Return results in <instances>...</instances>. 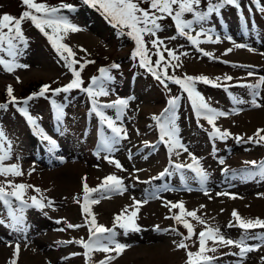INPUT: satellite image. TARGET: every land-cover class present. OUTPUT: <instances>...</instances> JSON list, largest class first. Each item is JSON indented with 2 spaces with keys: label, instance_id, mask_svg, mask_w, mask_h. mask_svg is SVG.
<instances>
[{
  "label": "rangeland",
  "instance_id": "rangeland-1",
  "mask_svg": "<svg viewBox=\"0 0 264 264\" xmlns=\"http://www.w3.org/2000/svg\"><path fill=\"white\" fill-rule=\"evenodd\" d=\"M36 2L53 7L83 3L82 0ZM207 3L208 0H201L197 11L206 12ZM239 4V7L229 5L204 21L193 24L192 35L200 31L202 26L212 36L211 42H206L207 38L201 36L198 46L179 35L171 17L158 21L162 30L158 31L157 36L164 41V45L176 50L177 54L186 53L180 55L179 67L168 68V75L179 78L185 75H203L221 85L217 87L198 81L195 87L211 107L228 113L215 121L217 127L232 134L225 140L210 138L212 125L202 117L198 120L187 93L179 85L166 80L165 87L145 69L139 72L135 66L131 68L130 63L139 66V57L134 58L132 55L136 49L135 41L122 33L114 35L108 28L110 25L107 19L110 18H106L102 9L99 8L104 15L90 5L88 8L82 6L66 13L65 17L69 22L80 30L64 34L61 42L75 52V59L79 63L74 67L80 70V65H84L81 71L83 87H87L91 77L99 74L98 70L104 67L109 68L113 80L107 85L110 95L99 97L100 103L134 97L129 100L121 119L117 121L118 125L126 129L127 138L121 139L111 152L103 148L101 132L103 130L104 135L110 136L111 131L106 124H100L99 118L91 112L88 95L79 89L56 95L48 92L45 96H38L37 102L30 100L28 103L33 104L25 106L44 134L55 141V145L42 139L18 110L17 105L21 104L6 103L7 108L0 109V129L4 131L7 141H11V159L5 161V164H18L24 174L9 175L7 178L0 176V182L7 179L16 184L32 185L41 191L36 193L33 188H29L26 198L35 195L44 198L45 203L51 200L53 204L43 211L36 208L25 210V233L13 232L0 225V264H12V261L15 264H100L106 256L114 257L109 264H186V250L177 248L174 242L183 238L178 233L187 236V230L182 223L166 218L179 213L178 208L169 211V207L165 206L167 201H182L187 211L196 210L197 216L205 221L201 224L192 217H185L193 225L195 233L192 239L185 241L189 245V251L198 250L197 235L207 227L219 228L225 237L233 240H239L242 235L251 237L264 234V229L261 228L245 232L238 226L228 227L230 221L236 223L232 217L234 209L242 218L264 220V179L259 176L248 178L246 170L256 169L244 163L264 161V142L238 143L235 139L236 136H241L247 140L257 129H264V106L253 107L250 103L252 90L240 86L255 84L264 76V12L260 11L264 7V0H242ZM140 6L147 9L149 4L142 2ZM26 10L28 9L22 0H0V15L10 14L19 18ZM187 15L192 14L185 13L183 19H194L193 15ZM21 29L27 43L17 42L18 54L15 59L5 58L7 53H0V56L27 67H15L9 72L0 64V102L5 98L7 84L10 83L14 86L13 95L18 98L26 94L25 89L29 85L47 84L55 89V86L62 88L74 79L65 61L30 19L22 22ZM171 37L176 38L170 39ZM144 39L148 41L151 37L145 35ZM236 44L247 47L237 48ZM147 46L152 49L153 56L158 58L155 55L156 49L150 43ZM229 48L232 51L225 55ZM200 49L212 56L203 55ZM164 55L167 59V52ZM113 63L119 67L111 68ZM249 72L253 75L249 76ZM225 76L233 79L225 80ZM217 77H220L219 81H216ZM226 85L228 91L224 89ZM258 91L260 95L257 100L264 105V85ZM232 96L246 103L235 104ZM27 97L29 95L24 99ZM172 97L180 98L176 109L179 138L189 152L200 158L202 167L208 173V179L203 185L188 170L185 171L183 182L179 172L153 179L169 167V153L167 146L160 142V130L152 117L168 107L167 102ZM52 100L63 107L64 115L59 121L56 119ZM104 111L107 116L116 118V109ZM106 156L119 161L123 170L118 169L114 163H109ZM221 158L224 159V164L219 163ZM172 159L176 162H192L188 153L182 149L180 156L177 158L173 155ZM67 173L70 174L66 177L67 181L61 182L59 178ZM113 174L122 178L127 190L123 194L107 193L106 198L93 194L99 199V203L90 205L91 211L98 224L112 228L114 217L125 206L133 204V197L139 201L147 200L139 206L135 218L140 231H128L125 234L124 229L117 227L116 240L127 247L119 254L115 251H93L89 254L90 259H86L85 250L79 244L61 242L81 237L87 240L88 228L67 229L64 221L74 225L85 222L82 214L84 178L89 187L96 188L105 177ZM233 195L236 198H232ZM13 203L19 206V202L14 199ZM3 216H6V209L0 202V217ZM58 219L62 223H55ZM61 228L65 230L60 231ZM173 228L176 229L175 232L172 231ZM17 243L20 250L14 255ZM247 243L259 247L247 253L243 264H264V241L249 239ZM213 246L211 240L207 241V247ZM235 252H239L236 247L217 246V251L206 254L215 257L212 264H236L238 256L225 255Z\"/></svg>",
  "mask_w": 264,
  "mask_h": 264
},
{
  "label": "snow or ice",
  "instance_id": "snow-or-ice-1",
  "mask_svg": "<svg viewBox=\"0 0 264 264\" xmlns=\"http://www.w3.org/2000/svg\"><path fill=\"white\" fill-rule=\"evenodd\" d=\"M142 2H147L149 7H141ZM22 3L26 6L28 10L22 12L19 18L14 17L10 14L0 15V53L6 52L9 57L15 59L18 54L17 42L23 41L27 43L23 36L21 29V24L25 19H30L31 22L38 28L49 40L52 47L61 56V59L65 61L66 66L72 72L74 79H72L67 85L62 88L52 89L50 85H42L38 93H32L29 97L23 101H19L17 97L13 95V88L9 85L7 86V96L9 97V102L13 104H27L28 101L32 100L36 96H45L46 93L51 92L53 95L59 94L60 92L68 93L72 89H79L85 92L91 101V112L99 118L100 124L107 126V129L111 131L110 136H106L101 132V144L103 148L111 152L114 146L120 143L121 139L127 138V131L122 126L117 124V121L121 119V114L124 109L127 108L130 99L129 98H118L114 101L108 103H100L99 97H107L110 95V90L107 87L108 82L113 80L110 75L109 68H100L99 76H93L90 79V83L87 87H83L84 81L81 79V71L84 67L83 64L80 65V70H77L74 65L79 63L75 59V52L67 45L62 43L63 35L69 31L75 32L80 29L69 22V20L60 14L62 8H72L71 5L64 4L60 7L49 6L46 3H38L36 0H22ZM83 3L90 5L92 7L99 6L100 9L106 14L110 21L114 23V26H119L121 29H128L127 35L131 36L136 44V49L133 52V57H139V66L145 68L149 73H151L156 80L167 87L165 81L171 80L173 83L179 85L181 89L187 93L188 99L191 102L193 112L195 113L198 120L202 117L207 120V122L212 125V131L209 133L210 138H219L220 140H225L232 134L227 130H221L217 127L215 121L218 117L227 116L228 113L219 111L211 107L200 92L196 90V83L203 82L205 84H212L213 86H221L215 83L213 80L206 76H189L185 75L183 78L168 75V68L179 67L180 55H185L186 53L177 54L176 50L168 48L164 45V41L161 40L157 33L161 29V24L158 22L165 17H171L175 22V27L179 35L185 36L191 44L198 46L201 43L200 37L205 36L207 38L206 42L212 41V36L209 35L207 31L201 26L200 31L192 35L193 24L200 23L204 21L208 16L213 13H218L220 8L225 5H235L239 7L238 0H218L217 3H212L209 0L208 8L206 12L197 11V7L200 5L201 0H83ZM261 12H264V7L260 8ZM185 13H191L194 17L193 20L183 19ZM49 29L50 31H46ZM145 35L151 37L150 40L146 41L144 39ZM176 37H171L170 39H175ZM230 39V37H229ZM218 41V38H217ZM151 44L154 49H156L155 55L158 57L155 62L151 60L149 55L148 44ZM163 47V51H161ZM237 48L247 47L244 44H236ZM251 51V49H249ZM203 55L211 57L212 54L204 52ZM232 49L229 48L225 51V55L231 52ZM167 52V59L164 55ZM64 53L67 55L65 56ZM176 61V63H172ZM92 63V61H88ZM227 63V61H225ZM0 64L4 65L5 69L9 72L13 71L15 67H27V65L15 64L12 61L5 60L0 56ZM111 68H118L119 65L113 63ZM245 67V66H241ZM249 76L253 73L249 72ZM225 80H232L233 77L225 76ZM220 77L216 78L219 81ZM261 85H264V76H261L257 83L249 85H240L250 88L252 99L250 101L253 107L264 106L258 102L257 97H259V89ZM225 91H228V86H224ZM231 95V94H230ZM235 104H243L246 101L241 100L235 96L231 97ZM179 97H172L168 100V107H166L159 115H154L152 119L156 122L157 127L160 130V142L167 146L169 153V167H166L164 171L160 172L158 177H153V179H160L165 176H171L175 172L181 174L182 182L185 180V171H191L195 174L194 179L203 185L208 179L207 171L202 167L200 163V158H197L194 154L188 151V148L181 142L179 138V127L176 123L178 116L176 115V109L179 105ZM52 105L56 114V119L59 121L63 115V107L58 105L55 100H52ZM7 104H0V109H6ZM116 109V118L113 119L105 114V109ZM28 120V122L36 129V131L41 135L42 139L47 140L50 144L55 145V141L44 134L43 129L37 123V120L33 118L26 107H21L18 109ZM240 109H235L239 111ZM264 129H257L253 136H249L247 140H244L241 136H236V141L244 143H256L259 144L264 142ZM7 138L2 129H0V176L7 178L9 175L21 176L24 173L20 169L18 164H5V161L11 159V141H7V148H5V142ZM147 145V142H145ZM155 147L154 145L152 146ZM187 152L191 163L176 162L172 159L173 155L177 158L180 156V150ZM215 151V149H214ZM109 160V163H114L118 169L123 170V166L119 161H114L110 157H105ZM220 164H224V159L219 160ZM246 165H251L253 170H246V176L248 178H256L259 176L264 179V161H245ZM227 172L228 170L225 169ZM85 182L83 184V204H82V214H84L85 222L84 224H71L66 221L67 229H77L81 227L88 228V239L85 240L81 237L78 240L64 241L61 243H76L79 244L84 250V255L86 259H90L89 254L93 251H102L105 253H110L115 251L117 254L121 253L127 245L122 244L116 240L117 227L124 229L125 234L128 231H140L139 226L135 222L137 217L139 206L146 203L147 200L139 201L133 197V204L125 206L122 211L114 217L113 227L108 228L105 225L98 224L95 215L92 213L90 205L99 203V199L94 197L93 194H97L99 198H106L107 193L118 192L123 194L126 191V187L123 185L122 178L116 175H108L105 177L101 184L96 188H91ZM138 179V177H137ZM33 188L36 193H40L39 188H35L32 185L27 184H16L10 180H5L0 182V202H2L3 207L6 209V216L0 217V225H4L11 229L13 232L25 233L27 229V223L25 220V210L28 208H36L43 211L46 207H51L53 201L48 200L44 202V198H38L33 195L26 198L27 189ZM171 190V189H169ZM218 195H229L228 193H218ZM232 198H236L234 195ZM13 199L19 202V206H15ZM79 203V201H77ZM166 207H169V211L172 209H179V213L174 214L172 218L178 224L182 223L183 227L187 230V236L182 233H178L183 238L176 243L177 248L185 249L187 253L186 264H212L215 257L208 256L206 253L211 251H217V246H230L239 249V252L235 253H225V255L231 254L238 256L239 259L236 264H243V260L247 253L253 251L259 247V245H249L247 241L249 239H259L264 241V234L260 236H245L242 235L239 240H233L231 238L225 237L224 234L220 232L219 228L207 227L206 230L200 231L197 235V240L199 243V248L196 252L189 251V245L185 243L186 240L192 239L194 233L193 225L185 219V217H192L196 219L199 223L204 224L205 221L197 216L196 210L187 211L184 207V203L181 202H171L167 201L165 203ZM201 207H204L201 205ZM129 209H132L129 212ZM47 215V213H45ZM232 217L236 223L232 221L229 222L228 227L238 226L245 232L250 229L261 228L264 229V220L260 218H242L237 210H233ZM55 223L60 224L62 220H56ZM158 228V226H157ZM64 231V228L59 229ZM172 231H176L175 228ZM211 240L213 242V247H207V241ZM195 243V241H194ZM20 246L17 243L15 245V254H18ZM73 255H76L74 253ZM112 256H106L105 260L100 261V264H109L110 260L113 259ZM264 259V258H262ZM15 264V261H12Z\"/></svg>",
  "mask_w": 264,
  "mask_h": 264
},
{
  "label": "trees",
  "instance_id": "trees-1",
  "mask_svg": "<svg viewBox=\"0 0 264 264\" xmlns=\"http://www.w3.org/2000/svg\"><path fill=\"white\" fill-rule=\"evenodd\" d=\"M240 1H242V0H238V4L240 3ZM82 2H83V0H82ZM81 2V3H82ZM211 2L212 3H217L218 2V0H211ZM208 4H209V0H208V3H207V7H208ZM70 5V4H69ZM72 6V8H62L61 7V12H60V14L61 15H65L69 10H72V9H76V8H80V7H82V6H85L86 8H88L89 7V5H87V4H85V3H82V4H80V3H78V4H72L71 5ZM228 6H229V4H225V5H223L221 8H220V10H224V9H226V8H228ZM96 10H98L100 13H101V11L99 10V8H98V6L97 7H94ZM102 14V13H101ZM106 17V16H105ZM106 18H108V17H106ZM109 29L111 30V32L114 34V35H120L121 33L122 34H125V36L126 37H128V38H131L132 39V41H133V38L131 37V36H129V35H127L126 33H127V31H129L128 29H121L119 26H114V23L113 22H111L110 21V26H109ZM118 29H120L121 31H119ZM124 32V33H123ZM149 55H150V57L152 58V61H153V63L155 62V60H156V57L155 56H153V51H150L149 52ZM131 64V68H134V66L132 65V63H130ZM145 69V68H144ZM50 83V82H49ZM50 84H52V83H50ZM11 86L12 88H14V86H13V84H7V86ZM43 85V84H42ZM41 84H33V85H29L26 89H25V91H26V94L25 95H23V96H21V97H18V100L19 101H23L24 100V98H25V96L26 95H31L32 93H38L39 92V90H40V88H41V86H42ZM55 88H58L57 86H55ZM6 93H7V91H5V98L0 102V104H6V103H8L9 102V97H7L6 96ZM14 93V92H13ZM51 93V92H50ZM39 99H38V96H36V97H34L31 101L33 102V101H38ZM27 103L26 105L28 106V105H30V104H33V103ZM19 104H21V106L22 107H24V106H26V105H24L23 103H19Z\"/></svg>",
  "mask_w": 264,
  "mask_h": 264
},
{
  "label": "bare ground",
  "instance_id": "bare-ground-1",
  "mask_svg": "<svg viewBox=\"0 0 264 264\" xmlns=\"http://www.w3.org/2000/svg\"><path fill=\"white\" fill-rule=\"evenodd\" d=\"M68 175H70V174H68V173H67V174H63L62 177L59 178V180H60L61 182L67 181V178H66V177H67ZM70 178H72V177H70ZM68 181H69V179H68Z\"/></svg>",
  "mask_w": 264,
  "mask_h": 264
}]
</instances>
